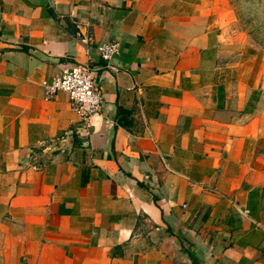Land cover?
Segmentation results:
<instances>
[{
  "label": "crops",
  "instance_id": "1",
  "mask_svg": "<svg viewBox=\"0 0 264 264\" xmlns=\"http://www.w3.org/2000/svg\"><path fill=\"white\" fill-rule=\"evenodd\" d=\"M234 21L229 0H0V264H264V61ZM73 62L103 94L87 126L43 97Z\"/></svg>",
  "mask_w": 264,
  "mask_h": 264
},
{
  "label": "built area",
  "instance_id": "2",
  "mask_svg": "<svg viewBox=\"0 0 264 264\" xmlns=\"http://www.w3.org/2000/svg\"><path fill=\"white\" fill-rule=\"evenodd\" d=\"M78 40L85 44L88 37L80 35ZM94 48L99 58L108 62L117 52V43L101 42ZM111 69L116 71L113 67ZM57 92L66 94L71 109L85 126L88 125L89 118L99 111L103 101L102 90L97 83L94 69L84 63H70L43 85L44 99L53 97Z\"/></svg>",
  "mask_w": 264,
  "mask_h": 264
},
{
  "label": "rangeland",
  "instance_id": "3",
  "mask_svg": "<svg viewBox=\"0 0 264 264\" xmlns=\"http://www.w3.org/2000/svg\"><path fill=\"white\" fill-rule=\"evenodd\" d=\"M235 27L242 31L264 61V0H229Z\"/></svg>",
  "mask_w": 264,
  "mask_h": 264
}]
</instances>
